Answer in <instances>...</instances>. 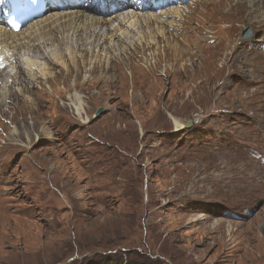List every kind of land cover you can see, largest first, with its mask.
Masks as SVG:
<instances>
[{
    "label": "rangeland",
    "instance_id": "rangeland-1",
    "mask_svg": "<svg viewBox=\"0 0 264 264\" xmlns=\"http://www.w3.org/2000/svg\"><path fill=\"white\" fill-rule=\"evenodd\" d=\"M166 1L153 12L183 11L166 30L177 33L174 47L194 42L196 78L233 64L224 93L196 92L218 87L177 72L158 81L191 63L187 54L158 56L160 44L139 52L130 42L129 56L128 44L101 51L105 65L131 61L149 79L126 69L118 92L83 91L82 110L64 51L34 84L21 82L24 72L10 76L16 63L0 73V264H264V26L257 33L246 20L230 43L213 10L197 13L206 26L196 22L191 7L203 0ZM56 42L35 50L60 52Z\"/></svg>",
    "mask_w": 264,
    "mask_h": 264
},
{
    "label": "bare ground",
    "instance_id": "bare-ground-1",
    "mask_svg": "<svg viewBox=\"0 0 264 264\" xmlns=\"http://www.w3.org/2000/svg\"><path fill=\"white\" fill-rule=\"evenodd\" d=\"M2 1L3 0H0V6ZM135 1V3L134 0L130 3L127 0H46V12L39 18H34L30 25L27 23L28 26L21 29L19 32L12 31L7 24L6 17L0 13V73L3 72L5 75L8 74V70L5 71L8 62L13 66L14 63H16L17 71L12 74L9 70L10 76L18 74V76H16L19 78L22 72H24L25 78H22L21 76L19 79L21 82L25 81L26 85H30L32 82L34 84V81H38L35 78L37 73H46L43 71L46 69L45 65L48 64V62L58 65L61 63L60 59H63L64 55L68 58L70 57L68 59V65L71 74L69 75L71 79H74V85L71 91V96L73 98L72 103L80 110L84 109V102L82 100L83 95L81 94L83 91L103 94L118 92L116 89L117 83L126 79L128 80V77L124 74L126 69H131V77L133 79H139V76L142 80L149 79L147 74L138 75L133 62L131 61L116 62L107 65L104 64V58H102L101 51L109 53L122 44H128L124 46L123 50L121 49V53H123L124 56H129L135 53V51L134 53L127 51V48L131 47V43L136 46L135 50H138L139 52H145V49L151 45L160 44V47H157L158 56L161 54L166 57L167 55H174L175 58L173 59L175 61L179 60L178 56L187 54L191 60L189 66L181 65L178 66L176 70L167 69L165 70L164 75L159 77L160 79L158 81H162L164 78L168 79L171 72H177L179 76L176 78H179L180 80L183 78L187 80L195 79L196 77L194 76L193 71L190 70V68L196 70V66L198 65V63H195L196 60L193 59L194 54L190 51L194 42L186 41L188 42V49L174 47L171 45V39H174L177 33H175L176 31L168 32V30H166L167 26L174 25L173 23H169L167 18L183 16V11L179 8L173 7L155 13L153 12L154 10H159L160 7L167 5L166 0H159L157 6L152 4L148 5V3H145L146 0ZM195 6L198 7L195 8ZM255 6L264 8V0H208L206 2L203 0L192 6L191 10L194 12V16H196V22L199 24L202 23L199 25L200 27L202 25L206 26L207 22H202L197 13L206 12L204 9L206 8L213 10L214 12H212L215 13L216 16L218 14L219 16H215L218 20L217 22L225 23L223 38H227V40L230 39L231 43L233 39H236L237 30L240 25L246 22V20L253 22L254 29L257 33L259 32L260 27L264 26V19H260L261 16H259V13H263V10L261 9L260 11L259 8L258 12V9H254ZM1 8L5 7L1 6ZM106 8H108V10H106ZM145 10L147 12H144ZM144 24L148 26L144 28ZM160 24L162 26H160ZM124 26L126 29H123ZM200 27L195 28L198 30ZM184 29L189 32L188 28L184 27ZM49 41H57L56 43L58 44L56 47L58 46L57 48L60 49V52H57L58 50L55 48L52 49V51H48V49L45 48V51H43L44 53L41 52L43 49L41 50L39 48V51L38 49L35 50V46L38 47L37 45L48 43ZM162 44L164 45L162 46ZM235 46L237 47V44ZM20 47H25L29 52L25 51L22 53L21 51L19 54H14L16 49H19ZM62 51H64V55ZM202 58L203 57L200 55L199 59L201 60ZM21 62L23 64H21ZM227 65L234 70L233 64ZM227 65L223 63L221 68H216L212 75L206 74V72H201L198 76L201 79V83L215 80L218 87L215 91L199 87H197V89L195 88L198 90L196 91L194 89L190 90L184 86H177L173 91L179 94L187 92L190 95L196 92L207 94L214 92L216 94H222L227 88V71L225 72ZM204 67H202V69ZM212 68H214V64L207 69L210 71ZM18 70L21 72L19 73ZM149 70L153 75L155 72L154 67ZM198 77L196 79H198ZM81 81H83L84 87L79 89L77 86L78 82ZM5 84L3 83L2 87L5 86ZM6 88L8 89L9 87L7 86ZM150 90L151 89H148V87L140 88V92H147ZM0 95L4 96L3 92L0 93ZM1 104L3 105L2 97L0 99V105ZM259 258H264V250L260 251Z\"/></svg>",
    "mask_w": 264,
    "mask_h": 264
},
{
    "label": "water",
    "instance_id": "water-1",
    "mask_svg": "<svg viewBox=\"0 0 264 264\" xmlns=\"http://www.w3.org/2000/svg\"><path fill=\"white\" fill-rule=\"evenodd\" d=\"M250 29H247L246 32L244 33L243 37H248L250 35ZM104 112V108L100 107L97 112L96 116H100ZM191 125V122H188V126Z\"/></svg>",
    "mask_w": 264,
    "mask_h": 264
}]
</instances>
